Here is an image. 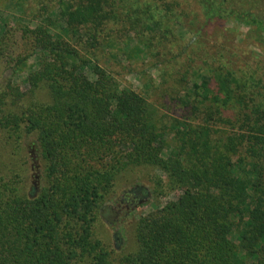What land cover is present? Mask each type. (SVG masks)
<instances>
[{"label":"trees","instance_id":"16d2710c","mask_svg":"<svg viewBox=\"0 0 264 264\" xmlns=\"http://www.w3.org/2000/svg\"><path fill=\"white\" fill-rule=\"evenodd\" d=\"M50 1L20 38L9 27L0 35V134L31 141L36 178L23 191L20 174L0 168V264H264L262 80L212 60L180 100L189 114L158 115L97 60L115 38L127 51L130 32L131 52L151 49L139 30L162 25L159 4ZM196 1L206 24L234 21L264 38V0ZM35 55L23 90L14 78ZM147 166L178 195L138 220L136 251L114 260L95 223L120 174Z\"/></svg>","mask_w":264,"mask_h":264},{"label":"rangeland","instance_id":"374dc122","mask_svg":"<svg viewBox=\"0 0 264 264\" xmlns=\"http://www.w3.org/2000/svg\"><path fill=\"white\" fill-rule=\"evenodd\" d=\"M130 1L132 4L134 0ZM140 1L143 7L159 4V12L166 15L161 26L158 23L140 26L139 32L145 33L152 43L151 49L140 45V50L135 48L136 53L131 52L138 40L135 32H130L127 51H119L118 38H115L110 53L106 56L100 53L97 61L116 73L121 87L133 88L144 95L157 108L158 115L181 118L189 114L180 100L187 97L188 89L192 90L195 71L203 69L207 74V64H212V60L231 58L240 68L251 67L256 78L262 80L260 90L264 93V38L261 33L249 31L248 27L234 21L206 24L196 0ZM163 2L171 8V14L166 5H160ZM51 3L50 0H0V35L9 27L14 37L20 38V28L24 24L35 27L46 14L42 5ZM160 36L168 39L164 49L157 43ZM37 65L38 56L35 55L28 60L24 71L15 76L16 84L23 90L27 87L25 78ZM4 76H11V73L5 72ZM37 99L48 100L47 91L39 90ZM30 142L7 141L3 133L0 134V168L5 174L9 171L20 174V187L27 192L36 184L31 160L34 150L28 147ZM166 180L164 174L148 166L129 169L117 178L110 199L94 226V236L110 251L112 259L119 260L135 252L138 220L177 197L178 193L167 187Z\"/></svg>","mask_w":264,"mask_h":264}]
</instances>
